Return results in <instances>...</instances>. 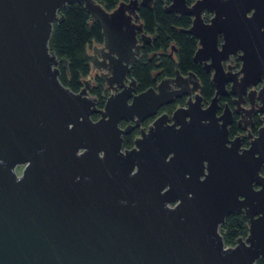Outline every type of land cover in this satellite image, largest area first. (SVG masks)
Listing matches in <instances>:
<instances>
[{"label":"water","instance_id":"water-1","mask_svg":"<svg viewBox=\"0 0 264 264\" xmlns=\"http://www.w3.org/2000/svg\"><path fill=\"white\" fill-rule=\"evenodd\" d=\"M189 16L193 61L211 74L205 105L197 76H173L138 92L129 78L142 49L140 7L95 0H0V264H257L264 257V0H165ZM82 5L102 42L86 55L111 91L102 108L59 81L66 59L50 51L60 10ZM219 36L222 44L219 45ZM175 47H171L170 56ZM231 56L240 69L226 65ZM235 96L243 128L258 106L250 145L229 139ZM104 95V94H103ZM184 98L182 107L157 116ZM205 105V106H204ZM147 127L141 124L150 118ZM254 186H259L255 189ZM243 214L247 235L226 247L220 226Z\"/></svg>","mask_w":264,"mask_h":264},{"label":"trees","instance_id":"trees-1","mask_svg":"<svg viewBox=\"0 0 264 264\" xmlns=\"http://www.w3.org/2000/svg\"><path fill=\"white\" fill-rule=\"evenodd\" d=\"M106 11H111L119 2L128 0H95ZM164 0H154L151 8L140 7L138 15L143 24L144 32L152 39L150 45L145 46L141 51L139 60L131 69V78L137 85L138 91L143 92L154 87L159 79L173 76L177 68L182 75L188 72L194 73L201 84V96L205 102H209L214 95V89L210 82V74L206 73L201 65L193 61L197 49L195 37L181 32L176 28L188 29L191 25L189 16H177L165 12ZM63 21L55 23L49 42L50 51L58 59H66V69L61 68L60 82L72 92H78L81 87V79L90 74V63L86 55L92 44L102 42L101 29L95 21H89V14L82 5L70 4L60 10ZM175 51L170 56L171 47ZM99 83L100 80H98ZM101 87L94 89L91 94L99 97L100 105L103 104L105 95L100 96ZM184 100H178L175 104H182ZM174 106V105H172ZM171 106V107H172ZM248 222L243 214L232 213L228 215L220 226V233L225 246H234L237 238H244L247 235ZM257 264H264V258L259 259Z\"/></svg>","mask_w":264,"mask_h":264},{"label":"flooded vegetation","instance_id":"flooded-vegetation-1","mask_svg":"<svg viewBox=\"0 0 264 264\" xmlns=\"http://www.w3.org/2000/svg\"><path fill=\"white\" fill-rule=\"evenodd\" d=\"M164 1H165V0H164ZM165 2H166V1H165ZM196 40H197V39H196ZM218 43H219V45L222 44V37H221V36H219V41H218ZM96 45L99 46L100 44H96ZM91 49H92V47H91ZM196 64L201 65V64H199V63H196ZM226 65H231V66H233V67H234V69H233V73H236V72L240 69L241 61H239V60L237 59V57H235V56H231L230 59H229L228 61L224 62V67H226ZM201 67H202V65H201ZM202 69H203V67H202ZM59 70H60V74H59V77H58V78H60V76L62 75V74H61V68H59ZM203 70H204V69H203ZM204 71H205V70H204ZM90 72H91V71H90ZM95 72H96L97 74L95 75V77L93 78V80H90V79L88 78L89 76H87V77L84 78V79H87V80H89V81L91 82V83H90L91 88L88 89V93H89L90 96H93V98H95V100H96V106H97L98 108H102L103 105H104V102H103L102 105H100V103H99V100H100L99 97H98V96H95V95H93V94L91 95V91L94 90V89L98 90L99 87H101L100 89H102V90H101L100 96H101V97L104 96L103 93L106 94V95H105V99L111 94V91L108 90V88L105 86L104 82H103L102 80H100V78H99V73H98L97 71H95ZM205 72H206V71H205ZM206 73H208V72H206ZM208 74H210V73H208ZM128 77L131 78V76H129V75H128ZM210 78H211V74H210ZM84 79H83V80H84ZM98 80H100L101 83H99ZM59 81H60V80H59ZM199 82H200V81H199ZM81 84H82V87H81V89H82L84 86H83V83H82V82H81ZM103 85L106 87L105 90L103 89ZM226 87H227V91H228V92H227V95H223V96H221V97L219 98V101H218V104H219V107H220V110L218 111V114H221V113H222V110L224 109L225 104L229 107V109H230V111H231V121H230V123H229L228 126H227L228 134H229V139H235V137H238L239 135H242L243 137H242V139L240 140V145H241V148L245 149V148H248L249 145H250L249 138L247 137V130L250 132V134H251L253 137H256V136L258 135V130H259V128H260L261 125H262V121H261L260 118H261L263 115H262V113L259 112V110H258V106H253L254 110L252 111V113H251V115H250V118H251L252 124H247V125H246V129H247V130L243 128V125H242V122H241V121H239V124H237V121L240 119V114L236 113L235 110H234L235 107H236V105L234 104V102H233L232 100L235 99V96H233V95L229 92V91H230V83H228V84L226 85ZM81 89H80V90H81ZM80 90H79V91H80ZM79 91H78V92H79ZM104 91H105V92H104ZM138 92H139V91H138ZM76 93H77V92H76ZM200 94H201V90H200ZM105 99H104V101H105ZM178 100L181 101V100H184V98L176 99L172 104L161 107V108L159 109V111H158L157 116H159V115H161V114H167L168 116H170L171 113L177 108V106H178V107H182V106L184 105V103H182V104H175L176 101H178ZM184 102H185V100H184ZM204 103H205V105L207 104V102H205V101H204ZM172 105H174V106H172ZM205 105H204V106H205ZM171 106H172V107H171ZM153 119H154V117L145 120V121L141 124V127L147 128V127L152 123ZM260 174H261L262 177L264 176V169H262V171H261ZM254 188L257 190V189H259V186H254ZM262 258H264V257H261L260 259H262Z\"/></svg>","mask_w":264,"mask_h":264},{"label":"rangeland","instance_id":"rangeland-1","mask_svg":"<svg viewBox=\"0 0 264 264\" xmlns=\"http://www.w3.org/2000/svg\"><path fill=\"white\" fill-rule=\"evenodd\" d=\"M92 45H96V44H92ZM88 53H89V54L92 53L91 46H90L89 49H88ZM90 74H91V72H90ZM90 74H89V77H88V78H89L90 80H93V78L95 77V75H96L97 73L94 71V72H93V76H91ZM103 89H104V90L106 89V87H105L104 85H103ZM104 92H105V91H104ZM91 95H92V94H91ZM91 97L93 98V96H91Z\"/></svg>","mask_w":264,"mask_h":264},{"label":"built area","instance_id":"built-area-1","mask_svg":"<svg viewBox=\"0 0 264 264\" xmlns=\"http://www.w3.org/2000/svg\"><path fill=\"white\" fill-rule=\"evenodd\" d=\"M226 247H231V246H226Z\"/></svg>","mask_w":264,"mask_h":264}]
</instances>
